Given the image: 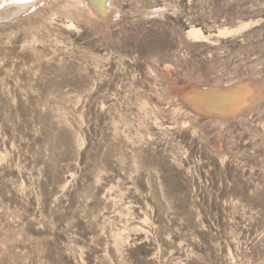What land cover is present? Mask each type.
I'll return each mask as SVG.
<instances>
[{"label": "rangeland", "instance_id": "374dc122", "mask_svg": "<svg viewBox=\"0 0 264 264\" xmlns=\"http://www.w3.org/2000/svg\"><path fill=\"white\" fill-rule=\"evenodd\" d=\"M18 1L0 264H264V0Z\"/></svg>", "mask_w": 264, "mask_h": 264}, {"label": "bare ground", "instance_id": "6f19581e", "mask_svg": "<svg viewBox=\"0 0 264 264\" xmlns=\"http://www.w3.org/2000/svg\"><path fill=\"white\" fill-rule=\"evenodd\" d=\"M95 1H99V0H95ZM19 3H16V4H20L22 1L20 0V1H18ZM92 2V1H91ZM97 3V2H96ZM32 4V3H31ZM14 6L16 7V6H19L20 7V9L23 7V6H20V5H15L14 4ZM98 6V5H97ZM96 6V7H97ZM26 7V6H25ZM9 8V7H8ZM101 8V7H100ZM10 9V8H9ZM25 9V8H24ZM8 10V9H7ZM17 10V9H16ZM23 10V9H22ZM103 11L104 12H106L105 11V9H103ZM14 12V11H13ZM12 12V13H13ZM22 12V11H21ZM2 13H5V12H3L2 10H0V14H2ZM9 16V15H8ZM12 18H14V17H12ZM7 20V19H6ZM3 21H5V20H3ZM2 21V22H3ZM251 85V84H250ZM253 85V84H252ZM220 86V85H219ZM248 86V85H247ZM249 87V86H248ZM252 88H253V86H252ZM222 90H226V89H222V88H220V89H218V90H216V91H213V92H211V93H209V92H207L206 94H203L202 93V95L200 94V92H198V93H192V94H190V96H189V98H191V99H193V102L195 103V105L200 109V110H207L208 112H211V111H213V110H211V105H210V103H207V100H212V99H214V97H216L217 98V96H221V95H225L226 93H228V92H224V93H221V91ZM235 91V90H234ZM234 91H230L229 93H233ZM253 92V91H252ZM255 93V92H254ZM247 94V93H246ZM248 95H250V94H248ZM254 96H255V94H253V96H252V99L254 98ZM251 97V96H250ZM216 101V100H215ZM214 101V102H215ZM213 102V101H212ZM235 102V101H234ZM233 105V104H232ZM243 105H244V103H243ZM212 106H214V105H212ZM228 108V107H227ZM239 110V109H238ZM233 111V112H232ZM232 111H227L226 113L227 114H233L234 112H236V108H235V110H232ZM215 112H218V110L217 111H215ZM219 113H221V112H219ZM225 113V114H226Z\"/></svg>", "mask_w": 264, "mask_h": 264}, {"label": "water", "instance_id": "95a60500", "mask_svg": "<svg viewBox=\"0 0 264 264\" xmlns=\"http://www.w3.org/2000/svg\"><path fill=\"white\" fill-rule=\"evenodd\" d=\"M6 16H5V14L4 13H2V14H0V19L1 18H5ZM230 91H233V89H228V90H222L221 92H230ZM228 97V96H227ZM219 98H222V97H219ZM195 108L198 110V108L195 106ZM211 108V110H213L214 109V112L217 110V107H215V106H212V107H210Z\"/></svg>", "mask_w": 264, "mask_h": 264}]
</instances>
